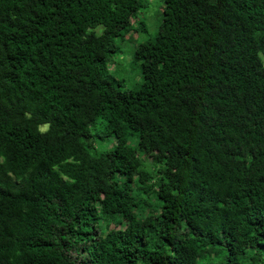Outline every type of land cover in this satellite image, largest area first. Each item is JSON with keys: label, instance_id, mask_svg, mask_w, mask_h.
I'll list each match as a JSON object with an SVG mask.
<instances>
[{"label": "trees", "instance_id": "1", "mask_svg": "<svg viewBox=\"0 0 264 264\" xmlns=\"http://www.w3.org/2000/svg\"><path fill=\"white\" fill-rule=\"evenodd\" d=\"M161 1L0 0V264H264V0Z\"/></svg>", "mask_w": 264, "mask_h": 264}, {"label": "rangeland", "instance_id": "2", "mask_svg": "<svg viewBox=\"0 0 264 264\" xmlns=\"http://www.w3.org/2000/svg\"><path fill=\"white\" fill-rule=\"evenodd\" d=\"M141 6L136 13L135 19L131 21L141 20L144 24L145 30L137 34L131 32L129 35L124 37L122 41L117 40L118 46L120 48V53L113 55L111 57V63L107 64L108 73L115 80L119 81V89L121 90H136L138 88L137 82L140 81V74L138 65L132 64L130 62L133 49L136 44L151 38L157 30V24L160 18V13L162 10V1L161 0H140ZM102 29L101 26H96L94 30L96 33L100 32ZM134 38V39H133ZM46 125H43L41 128L44 129ZM91 133L93 131L91 130ZM114 141V137H108L105 139L96 138L94 142V147L97 151L108 150ZM135 142V137H131L128 140L130 145H133ZM141 157L139 153H136ZM144 162L147 163L148 160L144 159ZM144 168L146 166L144 165ZM112 227V224L109 225Z\"/></svg>", "mask_w": 264, "mask_h": 264}]
</instances>
